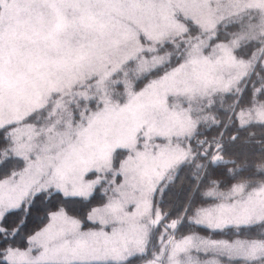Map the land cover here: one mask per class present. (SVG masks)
<instances>
[{"label": "snow or ice", "instance_id": "1", "mask_svg": "<svg viewBox=\"0 0 264 264\" xmlns=\"http://www.w3.org/2000/svg\"><path fill=\"white\" fill-rule=\"evenodd\" d=\"M0 264H264V0H0Z\"/></svg>", "mask_w": 264, "mask_h": 264}]
</instances>
